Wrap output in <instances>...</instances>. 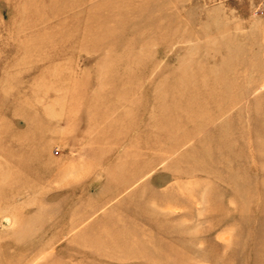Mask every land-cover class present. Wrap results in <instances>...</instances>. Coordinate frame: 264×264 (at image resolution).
<instances>
[{
    "label": "rangeland",
    "instance_id": "374dc122",
    "mask_svg": "<svg viewBox=\"0 0 264 264\" xmlns=\"http://www.w3.org/2000/svg\"><path fill=\"white\" fill-rule=\"evenodd\" d=\"M0 264H264V0H0Z\"/></svg>",
    "mask_w": 264,
    "mask_h": 264
},
{
    "label": "bare ground",
    "instance_id": "6f19581e",
    "mask_svg": "<svg viewBox=\"0 0 264 264\" xmlns=\"http://www.w3.org/2000/svg\"><path fill=\"white\" fill-rule=\"evenodd\" d=\"M30 144V143H29ZM27 150H25L23 153H21L23 156H21V158H20V160H21V169L23 170V172H26V173H23V175L24 174H29L30 172H32L33 171V169L34 168H32L31 166H30V162L28 161V159H30L31 158V156L30 155H28L27 153ZM32 155H34V154H32ZM31 160V159H30ZM20 175V174H19ZM25 176V175H24ZM22 177V176H21ZM19 180V179H18ZM27 183V181H25V184ZM24 184V185H25ZM27 186V185H26ZM23 187V186H22ZM25 187V186H24ZM132 219H133V217H132ZM132 223V222H131ZM119 224H122V223H119ZM159 229V228H158ZM138 230V229H137ZM142 233V232H141ZM143 233H144V231H143ZM130 236V235H129ZM133 238V237H132ZM113 239V238H112ZM111 239V240H112ZM118 240V239H117ZM113 242H115V241H113ZM117 242V241H116ZM120 242V241H119ZM147 242V241H146ZM78 244V243H77ZM83 244V243H82ZM82 244H80L81 246H82ZM85 245V244H84ZM80 246V247H81ZM136 246V245H135ZM127 247V246H126ZM122 248H123V246H122ZM111 249V248H110ZM116 249V248H115ZM125 249V248H124ZM128 249V248H127ZM83 250V249H82ZM112 250V249H111ZM78 251H79V253H80V249L78 248ZM106 252V251H105ZM105 252H103V253H105ZM112 252V251H111ZM115 251H113V253H114ZM82 254V253H81ZM109 254V253H108ZM121 254H123V253H121ZM112 255V254H111ZM78 256V258H80V256H79V254L77 255ZM103 256H104V254H103ZM105 256H107V254L105 255ZM84 258V260H85V257H83ZM108 258V257H107ZM110 258H111V256H110ZM110 258H108V261H109V259ZM114 258H115V256L113 257V260H114ZM125 258H126V256H125ZM106 259V258H105ZM116 259V258H115ZM121 259H123V258H121ZM80 260H82L81 258H80ZM107 260V259H106ZM112 260V259H111ZM112 262V261H111ZM102 263V262H101Z\"/></svg>",
    "mask_w": 264,
    "mask_h": 264
}]
</instances>
